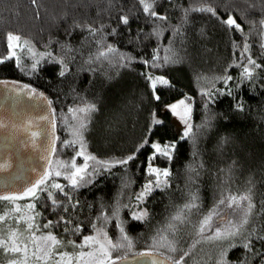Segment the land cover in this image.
<instances>
[{"label":"trees","instance_id":"16d2710c","mask_svg":"<svg viewBox=\"0 0 264 264\" xmlns=\"http://www.w3.org/2000/svg\"><path fill=\"white\" fill-rule=\"evenodd\" d=\"M207 5L214 7L222 19H227L228 14L234 16L244 31H229L217 16L208 13L190 12L185 22V9ZM155 10L167 20L146 16L138 0H38L36 5L32 0H0V57L8 55L7 34L11 32L27 37L38 50L48 51L52 58L67 64L65 75L60 76L61 65L45 57L32 73L21 71L13 58L0 64V80L26 83L51 101L57 120L52 159L72 160L78 144H66L75 137L74 127L64 122V115L70 108L85 104H95L96 111L88 119L84 143L99 160L126 157L145 138L162 146L176 145L171 161L162 157L154 161L170 171L169 186L154 188L139 206L136 195L152 178L146 174L150 147L137 153V159L126 166L101 171L90 184L75 191L66 187L73 200L80 202L75 211L53 212L46 193H41L35 202L39 225L55 222L59 216L71 217L69 227L80 224L82 233L65 234L64 225L57 224L52 229L41 228L38 234L52 231L57 237L79 243L82 235L92 234L91 224L97 222L101 212L111 216L113 207L118 205V219L134 247L113 252V256L151 250L178 257L188 251L192 254L188 264H214L221 244L198 237L196 228L199 220L217 205L221 192L243 193L252 180L256 208L247 227L264 235V36L260 25L264 0H156ZM121 15L129 18L128 25L119 23ZM89 26L98 31L93 35L87 30ZM157 27L159 36L154 34ZM177 28L181 29L180 35L176 34ZM245 42L249 51L242 55ZM108 45L117 51L108 59H96ZM169 49L177 62L164 64L163 57L170 54ZM154 50H158L160 60L156 63L160 67L151 66ZM121 55L131 57L130 62L121 61ZM248 57L261 67L254 70L252 79L245 80L241 73ZM19 58L26 68L33 63L27 56ZM146 60L150 62L148 66L143 63ZM142 73L169 81L170 86L158 85L159 100L154 99ZM226 76L234 78L227 87L219 79ZM213 89L231 90L232 95H214V102L209 103L202 92ZM185 95L192 105L195 143L192 138L180 139L173 114L166 108ZM238 104L243 105V111L237 110ZM153 119L161 123L155 125ZM193 167L199 172L198 177L190 171ZM229 168L231 179L225 184L221 170ZM52 191L58 201L67 203L58 191ZM193 194L198 196L199 209L188 214L183 224L173 221L172 217ZM29 202L17 201L22 207ZM9 206L12 205L7 201H0V215L8 212ZM133 207L147 209V218L133 220ZM21 209L23 212L24 207ZM7 222L14 226L15 222ZM170 223L177 224L175 233L168 230ZM217 224H222L220 217L214 218L213 226ZM106 231L113 242L120 239L116 219L107 224ZM161 235L176 241V253H168L161 246ZM197 239L201 243L193 249ZM64 250L74 251L71 247ZM12 258L13 254L0 251V264H9ZM227 259L230 264L241 259L247 264H264V241L254 238L251 253L236 247L228 252Z\"/></svg>","mask_w":264,"mask_h":264},{"label":"snow or ice","instance_id":"6c2138e0","mask_svg":"<svg viewBox=\"0 0 264 264\" xmlns=\"http://www.w3.org/2000/svg\"><path fill=\"white\" fill-rule=\"evenodd\" d=\"M38 0H32V3L36 5ZM139 5H141L142 12L149 18H153L158 21H166L167 17L160 15L155 10L156 0H138ZM190 12H201L208 13L212 16H217L216 9L210 5L185 9L183 19L187 21L188 14ZM220 22L225 26L229 31L243 32L244 29L242 26L237 23L234 16L228 14L227 19H222L217 16ZM119 23L123 25L129 24V18L126 15H121L118 17ZM261 25V35L264 36V19L260 21ZM93 35L98 31V29L91 26L87 29ZM113 33L115 29L112 30ZM154 34L159 36L160 29L157 27L154 29ZM176 34H181V29H176ZM8 40V55L0 59V64L13 60L15 58L16 66L25 72L34 73L38 66L41 63V60L45 57L52 59L54 63L61 65V70L59 72L60 76H64L67 70V64L62 59H56L51 57V53H40V59H35L30 67H25L20 58L17 57V53L14 50L15 48L21 47L20 41L21 37L19 35L9 32L7 34ZM16 42L13 44V42ZM29 42L24 41V46H28ZM261 47H264V43L261 44ZM29 52H32V48L28 47ZM117 50L112 46L108 45L106 50L100 51L96 56V59H108L111 54L115 53ZM249 51V45L247 42L243 45V53ZM172 50L169 49V55L163 57V63H176L177 58L174 55H171ZM35 56L36 54L33 53ZM121 61L128 60L130 62L131 57H125L121 55L119 57ZM160 60L158 55V50H154V54L151 61L152 67H160L161 65L156 63ZM143 63L148 66L149 61H143ZM261 65L257 64L255 60L248 57L247 64L243 66V71L241 73L242 79L250 80L253 78L254 70L260 68ZM145 76V79L149 82V86L152 90L153 97L156 100H159V95H156L157 87L160 86H170L169 81L163 76H153L148 73H142ZM223 80L225 87H227L228 82L232 81L234 78L232 76H226L219 78ZM0 85H3L4 88H9V82L0 81ZM11 88L15 91L17 88L20 90H27L26 95H38L42 96V93H36L35 89L30 88L29 85H17L16 82H12ZM232 95L231 90L227 92L223 90L204 91L202 95L208 97V102H214V95ZM47 99V98H45ZM187 99V98H186ZM51 105V101H47ZM179 105H184L185 115L180 116L181 122L185 125V130L181 134L180 139L192 138L193 143H195V137L192 130V125L189 122L188 114L191 112V107L189 104L185 103V100H180ZM207 106V105H206ZM170 111L173 114H177L176 110L178 105L172 104L168 106ZM237 110L243 111V105L238 104ZM96 111L95 104H85L83 107H78L75 109H69V112L72 113V118L78 120V125L74 128L73 134L77 136V140L66 142V144L75 145L79 143L80 150L76 151L75 155L72 157L71 164H61L60 167L63 171H55V177H61L68 181L67 185H62L58 182H52L49 184L53 173L50 171H45L39 175V178L29 182L25 185L22 190L8 194H0V201H7L12 205L10 212L0 215V225H4L5 221L9 218L14 219V226H7L5 228L4 235L0 236V251L5 254H13V258L9 260V264H27L29 245L31 244V256L34 258L38 264H120L122 261L128 259L127 255L113 256V252H118L121 249L131 250L134 247L133 241L126 234L123 222L119 221L118 213L119 206H114L112 209L111 216L107 215L104 212H101V215L97 217V222L91 224L92 234L82 235L81 240L77 243L76 240L68 239L64 240L60 237H57L52 231H47L45 233L41 232L43 229H52L57 224L64 225V233L70 235H81L82 227L80 224H76L74 227H69L72 225L71 217L66 218L65 216H59L57 221H47L43 225H39L36 222V217L40 213L35 212L36 201L40 199L41 193H46L48 200L52 205V211L55 212L57 209H61L63 212L68 213L70 210L75 211L79 206V200H73L71 192L66 191V187L72 189L73 191L79 189L82 186L90 184L93 182V177L100 174L101 171H109L112 167L116 166H126L130 162L137 159V153L150 147L152 152L147 158V169L146 174L155 179H150L143 186V190L136 195L137 206L143 204L146 198L152 193L154 188L168 187V177L171 175L168 169H160L153 166L154 161L157 158H165L168 161H171L173 153L175 151V143H165L163 146L159 142H149L147 138L143 139L138 146H136L133 152L126 157L120 158L115 161H103L97 159L95 156L90 154H85L86 145L83 141V133L87 130V122L89 117L93 112ZM79 114V115H77ZM42 120H46L47 117H40ZM153 124L159 125L161 123L158 119H153ZM7 125L3 120H0V128H5ZM54 127V123H53ZM40 133L37 131L31 132V142L35 145V138L39 136ZM54 150V149H53ZM78 158L83 159V163L80 165L76 164ZM91 162V163H90ZM9 165H0V171L7 169ZM198 167H202L199 165ZM191 172L195 173V177L199 176V172L195 167L190 169ZM225 173L224 183L227 184L228 180L231 179L232 169L221 170ZM163 177V179H161ZM192 182L194 178L190 177ZM254 182L252 180L248 181V188L243 193H231L227 195L224 192H221L220 198L217 205L209 211V213L203 216L202 219L198 222V227L196 228V235L202 237L204 240L216 243L220 242L221 251L218 258L215 260L214 264H230L227 259L228 252L236 247H242L247 253L253 251V239L259 241H264V235H257L256 229H249L247 226L254 219V210L256 204L253 200V189ZM56 190L61 194L67 203H63L56 199ZM29 200L30 202L25 204L23 207L27 209L31 215H25L22 213L21 206L17 204V201L20 200ZM198 196L193 194L188 203H186L182 209H180L173 217L172 220L183 224L188 219V214H190L194 209L198 210L199 205L197 204ZM128 207V206H125ZM264 207V205H262ZM148 212L147 209L141 208L139 211H132V219L143 221L147 218ZM220 217L222 224H217L213 226L214 218ZM112 219L117 220V227L120 232V239L116 242L108 236L106 231V226L111 222ZM23 224L24 227L21 230L20 225ZM168 230L175 233L177 231V224L170 223ZM24 233H28L27 236ZM210 233V234H209ZM160 239L164 241L161 245L167 249L168 253H176L178 251L176 247V241L174 239H169L167 236L161 235ZM228 243L225 245L224 242ZM201 243L200 239H197L195 243L192 244V248L195 249L196 245ZM66 247H71L74 251L69 252L64 250ZM85 249H87L85 251ZM20 254V255H16ZM23 256L21 260L20 256ZM155 253L151 250L136 253L135 256L142 259L143 264H188V260L191 259L192 254L188 251H182L180 255H165L161 253L160 255L164 256V259L156 260L154 259ZM147 258V259H143ZM199 264V262H196ZM234 264H247L246 260L241 259Z\"/></svg>","mask_w":264,"mask_h":264},{"label":"water","instance_id":"95a60500","mask_svg":"<svg viewBox=\"0 0 264 264\" xmlns=\"http://www.w3.org/2000/svg\"><path fill=\"white\" fill-rule=\"evenodd\" d=\"M0 81L9 82L7 89L0 85V120L7 125L0 128V165H9L6 170L0 171V194L8 195L22 190L48 171L56 138V122L53 107L47 103L49 99L42 91L29 85L42 96L26 95L27 90L17 88L13 91L11 84H28ZM42 116L47 119H40ZM32 131L40 133L35 138V145L31 142ZM154 253V259H164L160 253ZM135 254L127 255L128 259L120 264H143Z\"/></svg>","mask_w":264,"mask_h":264},{"label":"rangeland","instance_id":"374dc122","mask_svg":"<svg viewBox=\"0 0 264 264\" xmlns=\"http://www.w3.org/2000/svg\"><path fill=\"white\" fill-rule=\"evenodd\" d=\"M13 34L19 35V36L21 37V41H20L21 47H19V48H15V49H14V50L16 51V53H17V57L27 56V57H29L30 59H32V60L34 61L35 59H40V56H39L40 53H48V51L38 50V49H37V48H36V47H35V46L29 41V39H28L27 37H24V36H22V35H20V34H17V33H13ZM25 40L29 42V45H28V46H24V41H25ZM15 43H16V42L14 41L13 44H15ZM28 47H31V48H32V52H29V51L27 50ZM33 53H35L36 55L34 56ZM0 59H3V57H0ZM187 96H188V95L182 96V97H180V98H178V99H176V100L170 102V103L167 105V107H166V108L169 109L168 106H170V105H172V104H177V105H178L177 110H176L177 114H173V113H172V114H173V120H174V122H175V124H176V126H177V128H178V130H179V132H180V135H181V134L183 133V131L185 130V125L181 122V119H180V116L185 115V112H184V105H179V103H178V102H179L180 100H182V99L185 100V103H186V104H189L190 107H191V112L188 114V119H189V122H190L191 125H192V105H191V103L189 102ZM186 98H187V99H186ZM77 115H79V114H77ZM64 116H65V119H64V122H65V123H67V124H69V125H72L74 128L78 125V122H79V121H78V120H74V119L72 118V113H70V112L65 113ZM68 119H71L72 122H71V121L68 122ZM74 128H73V132H74ZM74 137H75V140L78 139L76 135H74ZM83 141H84V137H83ZM76 144H78V145H77V146H78L77 151H78V150H80V145H79V143H76ZM84 144H85V143H84ZM85 154H90V155H92V154L88 151L87 147H86V152H85ZM92 156H93V155H92ZM71 162H72V160H60V159L57 160L56 158H53V159L51 160L50 169H49V171L52 172L53 175H52L51 179L49 180V184H51L52 182H58V183H61L62 185L67 184L68 181H66V180L63 178V176H61V177H55L54 173H55V171H57V170L63 171V169L60 167L61 164H71ZM82 163H83V159H82V158H78V159L76 160V164H77V165H80V164H82ZM90 163H91V162H90ZM153 166H154V167H157V168H160V167H158V166L155 164V162L153 163ZM160 169H162V168H160ZM151 179H155V178L152 177ZM161 179H163V177H161ZM16 203H17V202H16ZM17 204H19V203H17ZM20 206H21V208H23L22 205H20ZM11 207H12V206H9L8 212H10ZM141 208H142V207H133L132 210H131V213H132V211H139ZM8 212L6 211V213H8ZM22 213L25 214V215H30V212H29L27 209H25V208H24V211H23ZM3 214H5V213H3ZM7 221L14 222V219L9 218L8 220L5 221L4 225H0V236L4 235V233H5V228H6L7 226H12V225L9 224ZM23 227H24V226L20 227L21 230L23 229ZM24 235L27 236L28 233H24ZM38 235H40V234H38ZM31 249H32V246H31V244H30V245H29V253H28L27 264H38V262H37L34 258H32V256H31ZM86 250H87V249H85V251H86ZM203 252L205 253V251H203ZM20 258H21V260H23V256H22V255L20 256ZM49 264H53V262H49Z\"/></svg>","mask_w":264,"mask_h":264},{"label":"bare ground","instance_id":"6f19581e","mask_svg":"<svg viewBox=\"0 0 264 264\" xmlns=\"http://www.w3.org/2000/svg\"><path fill=\"white\" fill-rule=\"evenodd\" d=\"M54 110V109H53ZM54 114H55V111H54ZM55 122H56V126H57V120H56V115H55ZM56 137H57V129H56ZM56 139V138H55ZM52 160V158H51Z\"/></svg>","mask_w":264,"mask_h":264}]
</instances>
